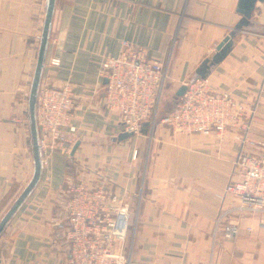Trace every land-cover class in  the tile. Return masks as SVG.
<instances>
[{
  "label": "crops",
  "instance_id": "obj_1",
  "mask_svg": "<svg viewBox=\"0 0 264 264\" xmlns=\"http://www.w3.org/2000/svg\"><path fill=\"white\" fill-rule=\"evenodd\" d=\"M236 3L55 0L40 82L71 84L75 141L68 155L50 156L49 183L42 181L43 169L0 233V264H66L64 204L74 184L81 179L94 183V175L108 178L137 214L133 242L126 245L133 261L264 264V229L256 215L226 217L240 226L232 238H225L222 229L214 233L216 218L235 204L230 196L220 200L216 194L240 178L237 155L248 146L251 151L260 148L256 144L264 146V2L255 4L251 25L236 33L229 53L206 76L213 88L246 108L250 126L244 143L234 138L235 129L220 139L178 133L162 124L120 139L124 131L118 115L102 103L99 64L117 54L121 40L162 58L175 37L168 78L175 92L194 78L199 63L239 20ZM45 12L46 0H0V219L34 169L27 103ZM51 59L59 64L52 66Z\"/></svg>",
  "mask_w": 264,
  "mask_h": 264
},
{
  "label": "built area",
  "instance_id": "obj_2",
  "mask_svg": "<svg viewBox=\"0 0 264 264\" xmlns=\"http://www.w3.org/2000/svg\"><path fill=\"white\" fill-rule=\"evenodd\" d=\"M175 37L162 58L150 57L145 46L121 40L116 55L101 59L99 75L103 84L102 103L117 113L124 132L139 135L141 125L162 124L182 134H214L222 139L230 129L242 139L250 121L246 108L230 93L212 87L207 78L194 77L183 84L184 93L172 107L161 113L167 88L171 52ZM50 64L57 66L58 59ZM76 107L73 88L68 82L52 85L40 82L35 119L43 170L42 181L48 184V159L59 152L68 155L75 141L76 127L72 124ZM246 134V133H245ZM239 179L228 181L216 197L230 196L234 205L224 210L215 221L214 233L222 229L225 238L239 233L238 221H224L234 213L254 214L258 226L264 229V151L241 149L235 161ZM94 183L79 180L69 189L64 207L67 219L66 264H142L133 261L126 251L127 234L132 210L124 193L111 189L108 178ZM237 218V217H236ZM247 233L251 227H245Z\"/></svg>",
  "mask_w": 264,
  "mask_h": 264
},
{
  "label": "water",
  "instance_id": "obj_3",
  "mask_svg": "<svg viewBox=\"0 0 264 264\" xmlns=\"http://www.w3.org/2000/svg\"><path fill=\"white\" fill-rule=\"evenodd\" d=\"M257 2H264V0H237L236 3V12L239 13L240 18L235 23L234 27L230 32L216 45L215 51L210 57L204 58L194 71V77L206 78L210 69L221 62L225 56L229 53L232 44L233 38L238 31H241L244 28H247L251 25V14L255 8ZM55 0H46V12L44 16V22L42 27V32L40 36L39 48L37 51L36 63L33 71L32 81L30 84L29 96H28V119H29V128H30V138L32 145L33 153V163L34 169L32 176L24 189L21 191L19 196L15 199L11 207L6 211L3 217L0 219V233L3 231L6 224L9 222L14 213L19 209L27 196L31 193L34 187L40 180L42 173V164L39 152L38 145V131L35 119V104L37 91L40 84L42 69L45 62L46 50L48 44V38L50 33V27L52 22V15L54 10ZM106 82V80H104ZM186 89V86L182 84L174 92L173 98L170 105L172 106L176 99L181 96ZM150 127L149 122H144L141 125V132L146 133L147 129ZM131 133L123 132L120 135V139L127 138L131 136ZM78 143H75L71 150V155L74 153Z\"/></svg>",
  "mask_w": 264,
  "mask_h": 264
},
{
  "label": "rangeland",
  "instance_id": "obj_4",
  "mask_svg": "<svg viewBox=\"0 0 264 264\" xmlns=\"http://www.w3.org/2000/svg\"><path fill=\"white\" fill-rule=\"evenodd\" d=\"M32 81V80H31ZM173 95H174V91L170 90V87H169V84L167 83V88H166V91L164 93V97H163V105H162V111L161 113H164L166 110L170 109L172 106L170 105L171 103V100L173 98ZM28 96H29V93H28ZM27 106H28V103H27ZM247 137H246V134L243 135V138L242 139H238L237 141H239L240 143H244V141H246ZM248 144V142H246ZM258 147L260 148H257V147H251L252 149V152L254 151H264V146H262L261 144H256ZM262 147V148H261ZM247 150V149H245ZM247 151H251L249 150V146H248V150ZM145 154V153H143ZM142 154V160L144 162H146V155H143ZM131 220H130V227H129V230H128V234H127V241H126V245L128 247H130V245L132 244L133 242V231H134V227L136 226V221H137V214H134L132 213L131 215Z\"/></svg>",
  "mask_w": 264,
  "mask_h": 264
},
{
  "label": "trees",
  "instance_id": "obj_5",
  "mask_svg": "<svg viewBox=\"0 0 264 264\" xmlns=\"http://www.w3.org/2000/svg\"><path fill=\"white\" fill-rule=\"evenodd\" d=\"M169 110V109H168ZM167 111V110H166Z\"/></svg>",
  "mask_w": 264,
  "mask_h": 264
}]
</instances>
